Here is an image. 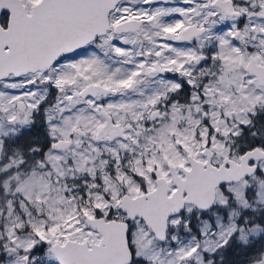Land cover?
<instances>
[{"label": "snow or ice", "instance_id": "obj_1", "mask_svg": "<svg viewBox=\"0 0 264 264\" xmlns=\"http://www.w3.org/2000/svg\"><path fill=\"white\" fill-rule=\"evenodd\" d=\"M0 264H264V0H0Z\"/></svg>", "mask_w": 264, "mask_h": 264}]
</instances>
